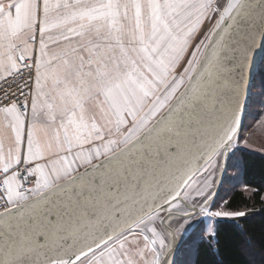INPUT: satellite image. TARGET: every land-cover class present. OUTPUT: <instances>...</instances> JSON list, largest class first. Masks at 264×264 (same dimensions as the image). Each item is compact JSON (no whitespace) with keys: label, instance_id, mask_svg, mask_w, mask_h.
<instances>
[{"label":"snow or ice","instance_id":"snow-or-ice-1","mask_svg":"<svg viewBox=\"0 0 264 264\" xmlns=\"http://www.w3.org/2000/svg\"><path fill=\"white\" fill-rule=\"evenodd\" d=\"M257 83L264 0H0V264H183Z\"/></svg>","mask_w":264,"mask_h":264},{"label":"trees","instance_id":"trees-1","mask_svg":"<svg viewBox=\"0 0 264 264\" xmlns=\"http://www.w3.org/2000/svg\"><path fill=\"white\" fill-rule=\"evenodd\" d=\"M232 160L241 162L244 189L236 186L229 192L225 208L247 214L219 220L215 238L195 245L194 264H264V154L241 148Z\"/></svg>","mask_w":264,"mask_h":264},{"label":"rangeland","instance_id":"rangeland-1","mask_svg":"<svg viewBox=\"0 0 264 264\" xmlns=\"http://www.w3.org/2000/svg\"><path fill=\"white\" fill-rule=\"evenodd\" d=\"M245 123L246 125L240 132V135L247 140V144L245 145L243 142H241L240 148H245L256 153L264 154V90L260 88L259 83H257V87L253 89L252 100L246 107ZM240 167L241 162L239 160L231 159L227 161L223 181L220 187L218 186V183L223 167L217 168L213 172L211 177L212 185L210 189H208L213 197V210L225 208L226 197L236 186L243 188L239 180ZM197 179L202 180V177L198 176ZM193 188H195V185H193ZM187 203L191 204L192 201H188ZM166 215L167 213L161 212V217ZM223 219L238 218H205L201 215L196 216L185 223L184 228L188 230V234L185 237L183 251L179 254L178 259L181 260L183 264H194L196 250L195 245L199 240H209V227L216 231L218 221ZM209 221H211V223H209ZM172 224L173 226H176L177 221H172ZM157 225H159V220H157Z\"/></svg>","mask_w":264,"mask_h":264},{"label":"water","instance_id":"water-1","mask_svg":"<svg viewBox=\"0 0 264 264\" xmlns=\"http://www.w3.org/2000/svg\"><path fill=\"white\" fill-rule=\"evenodd\" d=\"M245 114H246V109H245V113H244V116H243L242 121H241V129H242L243 124H244ZM226 164H227V162L223 163L222 173H221V177H220V180H219V183H218L219 187L221 186V183L223 181V176H224V173H225Z\"/></svg>","mask_w":264,"mask_h":264},{"label":"built area","instance_id":"built-area-1","mask_svg":"<svg viewBox=\"0 0 264 264\" xmlns=\"http://www.w3.org/2000/svg\"><path fill=\"white\" fill-rule=\"evenodd\" d=\"M0 97H2V91H0ZM3 206H4V202L3 201H0V209H2Z\"/></svg>","mask_w":264,"mask_h":264}]
</instances>
